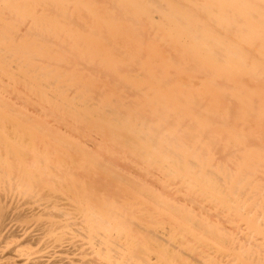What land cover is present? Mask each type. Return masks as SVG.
<instances>
[{
	"label": "bare ground",
	"instance_id": "bare-ground-1",
	"mask_svg": "<svg viewBox=\"0 0 264 264\" xmlns=\"http://www.w3.org/2000/svg\"><path fill=\"white\" fill-rule=\"evenodd\" d=\"M0 264H264V0H0Z\"/></svg>",
	"mask_w": 264,
	"mask_h": 264
}]
</instances>
